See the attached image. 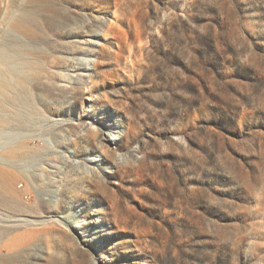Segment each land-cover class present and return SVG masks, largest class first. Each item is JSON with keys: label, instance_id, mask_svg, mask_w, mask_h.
<instances>
[{"label": "rangeland", "instance_id": "obj_1", "mask_svg": "<svg viewBox=\"0 0 264 264\" xmlns=\"http://www.w3.org/2000/svg\"><path fill=\"white\" fill-rule=\"evenodd\" d=\"M21 1L0 264H264V0Z\"/></svg>", "mask_w": 264, "mask_h": 264}, {"label": "bare ground", "instance_id": "obj_2", "mask_svg": "<svg viewBox=\"0 0 264 264\" xmlns=\"http://www.w3.org/2000/svg\"><path fill=\"white\" fill-rule=\"evenodd\" d=\"M21 7H22V1L21 0H0V82L3 83L4 80L7 78V76L10 74V70H9V61L7 59V46H6V41H5V37L7 34H12L14 33L17 28H18V24H14L17 23L14 19L15 16H18L20 14L21 11ZM92 55V53L90 54V56ZM89 57V55H88ZM86 59V58H85ZM88 59V58H87ZM85 69L84 72L86 75L89 74L90 71V64L89 61L87 60L86 64H85ZM84 74H81V76H83ZM80 78H78L79 80ZM84 82L83 77L79 80ZM2 95V93H0ZM74 134L73 128L71 129H66L65 131H63L62 133L59 134L60 138H63L64 141H62V145L69 140H72V136ZM53 167L50 168V172L53 173L54 170L57 169V165L52 164ZM57 171V170H56ZM9 172L1 169L0 167V179L4 182V184L9 183ZM12 176V175H10ZM3 184V187H4ZM1 191V189H0ZM4 196V195H3ZM6 197V196H5ZM12 210V209H11ZM2 214V213H0ZM16 222V219L13 218L12 216H9L8 214H6L5 217H2L0 215V222L1 223H5V222ZM11 231V229L9 230Z\"/></svg>", "mask_w": 264, "mask_h": 264}]
</instances>
